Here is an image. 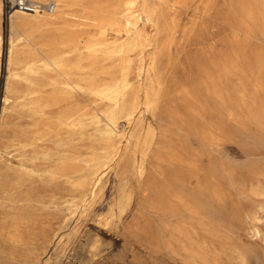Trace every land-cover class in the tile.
Segmentation results:
<instances>
[{"label": "rangeland", "instance_id": "1", "mask_svg": "<svg viewBox=\"0 0 264 264\" xmlns=\"http://www.w3.org/2000/svg\"><path fill=\"white\" fill-rule=\"evenodd\" d=\"M162 5L160 26L146 28L154 44L131 55L135 84L139 52L152 68L136 104L77 95L86 156L96 160L88 167L104 175L95 197L71 189V203L50 207L40 264H264V0ZM0 11L1 185L2 151L32 120L18 99L31 84L24 68H9ZM52 70L47 79H58ZM28 168L16 177L36 191Z\"/></svg>", "mask_w": 264, "mask_h": 264}, {"label": "bare ground", "instance_id": "2", "mask_svg": "<svg viewBox=\"0 0 264 264\" xmlns=\"http://www.w3.org/2000/svg\"><path fill=\"white\" fill-rule=\"evenodd\" d=\"M34 1L53 2L54 10L14 9L8 16L11 31L8 65L10 69L24 68L25 82L30 81L31 89L25 90L26 93L18 99L32 121L29 126L21 128L2 151L10 161L6 163V181L0 185L3 209L0 216V264H40L41 256L52 240V227H49L46 215L50 207L58 201L71 203V189L77 190L76 193L86 190L84 195L93 197L98 193L104 169L94 175L88 167L95 158L86 156L84 102L78 98L81 94L93 93L115 105L121 101L131 106L136 104L138 93L144 90L142 82L150 72L151 62L139 52L135 84L132 82L131 55H136L133 52L138 48L142 51L152 45L154 41L147 25L153 29L160 26L166 15L162 4L168 2ZM174 2L181 6L185 0ZM0 10L3 12V0H0ZM116 54L121 57L119 65L112 61ZM52 69L53 74L59 73L58 79H47ZM8 85L10 87L11 79H8ZM46 86H52L50 96L44 94ZM133 111H129V119L134 116ZM14 157L17 167L13 165ZM28 163L31 164L29 168ZM20 168H28L26 173L37 178L39 186L36 191L25 190L26 181L16 177Z\"/></svg>", "mask_w": 264, "mask_h": 264}, {"label": "built area", "instance_id": "3", "mask_svg": "<svg viewBox=\"0 0 264 264\" xmlns=\"http://www.w3.org/2000/svg\"><path fill=\"white\" fill-rule=\"evenodd\" d=\"M45 8L48 11L54 10V3H40L34 0H3V17L7 18L14 9L35 11Z\"/></svg>", "mask_w": 264, "mask_h": 264}]
</instances>
